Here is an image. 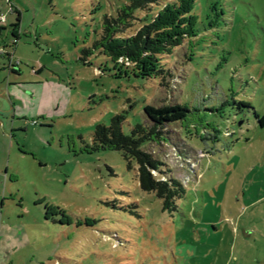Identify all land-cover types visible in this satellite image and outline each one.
<instances>
[{"label": "rangeland", "instance_id": "obj_1", "mask_svg": "<svg viewBox=\"0 0 264 264\" xmlns=\"http://www.w3.org/2000/svg\"><path fill=\"white\" fill-rule=\"evenodd\" d=\"M126 2L0 0V264H264V0H195L194 33L164 14L172 54L84 56ZM164 102L191 111L177 146H145L186 189L172 213L135 162L93 148L97 125L124 115L130 135Z\"/></svg>", "mask_w": 264, "mask_h": 264}, {"label": "trees", "instance_id": "obj_2", "mask_svg": "<svg viewBox=\"0 0 264 264\" xmlns=\"http://www.w3.org/2000/svg\"><path fill=\"white\" fill-rule=\"evenodd\" d=\"M159 1L128 0L112 14H105L100 24L97 40L91 48L83 51L84 56H92L94 52L106 55V51L103 50L104 45L116 40H126L127 44L124 47H119V50L131 58L139 57L144 52L157 55L158 50L172 54L175 49L171 48L179 46L180 41L176 39L178 33L173 30L174 26L167 23L169 18L163 15L171 13L172 10H183L185 12L183 18L186 20V25L183 28L194 33L195 0H171L159 7L158 12H153V8L158 7ZM138 13H144V16L139 17ZM0 24H2L1 21ZM137 26L139 28L135 30V34L123 37L127 31ZM12 28L14 36L15 25H12ZM2 30L4 27L0 26V32ZM13 45H15V40ZM83 61L86 63L87 60ZM162 68L163 66L154 71L155 78H160L161 86L173 92L170 87V79L175 76L170 69L163 70ZM243 107L250 108L249 104L240 102L239 108ZM144 111L145 123L133 126L130 135L123 132L124 115L114 116L108 126L97 125L93 136V148L120 152L130 167L135 162L138 166L141 190L154 193L162 201L163 211L172 213L178 210V203L185 196L186 189L179 180L169 176L171 171H166L163 168L166 165L156 159L145 146L150 144L152 147L153 144L164 142H171L177 146L181 141L179 137L185 130L178 127L177 129L180 131L176 133L169 127L171 124L185 121L191 111L186 105L168 102L158 106L148 105ZM256 119L259 126L264 128V115H257ZM154 172L168 177L159 179L154 175Z\"/></svg>", "mask_w": 264, "mask_h": 264}, {"label": "built area", "instance_id": "obj_3", "mask_svg": "<svg viewBox=\"0 0 264 264\" xmlns=\"http://www.w3.org/2000/svg\"><path fill=\"white\" fill-rule=\"evenodd\" d=\"M0 21H1V23H4L6 20H5V17H3V16H0Z\"/></svg>", "mask_w": 264, "mask_h": 264}]
</instances>
